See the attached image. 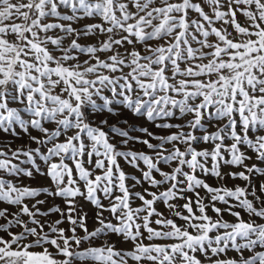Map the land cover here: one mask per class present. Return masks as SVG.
Instances as JSON below:
<instances>
[{
	"label": "snow or ice",
	"instance_id": "snow-or-ice-1",
	"mask_svg": "<svg viewBox=\"0 0 264 264\" xmlns=\"http://www.w3.org/2000/svg\"><path fill=\"white\" fill-rule=\"evenodd\" d=\"M0 264H264V0H0Z\"/></svg>",
	"mask_w": 264,
	"mask_h": 264
}]
</instances>
